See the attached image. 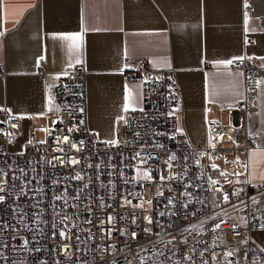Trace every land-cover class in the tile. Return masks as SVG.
<instances>
[{
    "label": "built area",
    "instance_id": "1",
    "mask_svg": "<svg viewBox=\"0 0 264 264\" xmlns=\"http://www.w3.org/2000/svg\"><path fill=\"white\" fill-rule=\"evenodd\" d=\"M240 8L242 16H248L249 0H240ZM263 24L259 18L258 25ZM244 43H252V38ZM242 57L229 64L242 72L241 96L218 107L223 122L207 120L206 140L200 146L175 130L170 109L178 104L179 92L174 70L168 67L146 68L141 62L125 73L139 81L140 106L115 118L109 140L97 138L85 124L81 63L58 71L50 89L54 121L43 126L40 141L28 132L18 148H11L17 142L20 117L1 106L0 180L7 183L0 193L5 196L0 202V264H264V252L249 237V231L264 229V183L227 182L237 174L227 173L223 165L235 168L240 160L229 156L220 161L221 153L264 148V129L247 127L264 66L256 65L250 55ZM110 140L118 144L104 143ZM73 159L79 163L73 165ZM138 168L151 179L137 178ZM77 173L84 179H73ZM38 186L42 195L29 191ZM21 188L26 195L18 194ZM65 188L67 206L53 200ZM36 200L41 201L39 208L33 207ZM41 209L46 223L32 215ZM65 215L72 219L59 223Z\"/></svg>",
    "mask_w": 264,
    "mask_h": 264
},
{
    "label": "crops",
    "instance_id": "2",
    "mask_svg": "<svg viewBox=\"0 0 264 264\" xmlns=\"http://www.w3.org/2000/svg\"><path fill=\"white\" fill-rule=\"evenodd\" d=\"M249 5L242 16L240 0H0V107L20 117L17 148L28 132L42 137L53 123L51 86L63 65L77 61L85 70V124L97 138L111 139L126 86L128 110L140 106L139 81L125 73L142 62L174 70L175 130L203 145L207 120L223 122L218 107L242 93L241 70L218 62L250 55L264 66V0ZM76 34L82 39L62 38ZM258 82L249 131L264 129V75ZM232 154L240 160L232 168L237 180L264 183V148ZM249 237L264 252V229Z\"/></svg>",
    "mask_w": 264,
    "mask_h": 264
},
{
    "label": "snow or ice",
    "instance_id": "3",
    "mask_svg": "<svg viewBox=\"0 0 264 264\" xmlns=\"http://www.w3.org/2000/svg\"><path fill=\"white\" fill-rule=\"evenodd\" d=\"M63 39H70V40H80V39H82V37H80L79 36V34H76V35H73V36H67V37H62ZM71 47V46H70ZM238 59H243V57H241V58H238ZM77 63H79V61H77ZM218 63H226V64H231V63H233V61H231V60H229V61H221V62H218ZM259 83V82H258ZM125 97H124V100H125V104H124V110L125 111H127L128 110V108H129V94H128V92H127V86H126V89H125ZM136 109H133V111H135ZM119 119H123V117H120ZM82 123V122H81ZM69 131H71V129L69 130ZM64 140H65V142H68V138L65 136L64 137ZM81 143H83V142H81ZM104 143L105 144H108V145H110V146H116L117 144H118V141L117 140H110V141H104ZM211 146V145H210ZM72 147H76V145L75 144H73L72 145ZM59 151H64V149L63 148H61V149H58ZM77 151L79 152L80 151V149L79 148H77ZM140 156V153H137V157H139ZM54 159H59V158H54ZM170 159H175V157H171ZM60 163H64V161L63 160H60L59 161ZM145 163H146V161H144ZM48 163H52V161H49ZM71 163L73 164V165H75V164H78L79 163V161L78 160H76V159H73L72 161H71ZM53 166H55V165H53ZM89 167H93V165H89ZM94 167H96L97 169L100 167V165H95ZM216 167V165H213V168H215ZM21 172H22V176H24V177H26V173H23V170H21ZM0 173H2V170H0ZM221 175H224V173H221ZM22 177L21 176H13L12 177V179L13 180H20ZM98 178V177H97ZM137 178H139V177H137ZM144 178L145 179H151V176L149 175V173H147V172H145L144 173ZM73 179H75V180H83L84 179V177L80 174V173H77L76 174V176L75 177H73ZM7 183V181H5V180H0V193H3V192H5L6 191V189H5V187H4V184H6ZM25 183H27V184H31V181L30 180H25ZM53 184H57V183H59L58 181H53L52 182ZM84 187L86 188L87 187V185L85 184L84 185ZM29 191H34V193L35 194H37V195H42L43 194V188L42 187H37L35 190H33V189H29ZM80 191L82 192L83 191V189H80ZM19 195H26V193H24V191H23V188H21L20 189V191H19V193H18ZM66 194H67V189L65 188V190H64V192L63 193H61V194H59V195H54L53 196V200H55V201H60V200H63L64 201V205L63 206H67V197H66ZM161 195H162V193H161ZM80 197H79V195H77L76 197H75V199H79ZM33 199H35V195L33 196ZM225 199H227V196L225 197ZM5 200V196L4 195H0V202H3ZM128 203H131V201H127ZM149 203H151V201H149ZM40 204H41V201H39V200H36V202H35V204L33 205V207L34 208H39L40 207ZM54 209H55V207H56V205L55 204H53V205H51ZM63 206L61 207V210H62V208H63ZM142 205H134V207H141ZM42 212H43V209H41V211H39V212H34L32 215L35 217V220L38 222V223H46V221H42L41 220V215H42ZM56 215L57 216H59V213H56ZM161 215H163V213H161ZM72 219V217H70V216H67V215H65V216H63V217H60V219H59V223H65L67 220H71ZM145 219H149L148 217H145ZM108 222L109 223H112L113 222V220H112V218L111 217H109L108 218ZM133 222H135L134 220H133ZM89 223H91V221H89ZM149 223H152V221L151 220H149ZM66 226V225H65ZM25 227H27V225H25ZM52 227L55 229L56 227H57V224L54 222L53 224H52ZM217 227H218V225H217ZM145 231L147 232V231H150V229H145ZM59 235H60V237L61 238H65V231L64 230H60V232H59ZM133 236L135 235V233H133L132 234ZM14 239H15V237H13ZM27 244H28V241L27 240H25V243H24V247H26L27 246ZM66 248H67V245H66ZM68 255H71V253H68ZM226 255H231V253H227Z\"/></svg>",
    "mask_w": 264,
    "mask_h": 264
},
{
    "label": "rangeland",
    "instance_id": "4",
    "mask_svg": "<svg viewBox=\"0 0 264 264\" xmlns=\"http://www.w3.org/2000/svg\"><path fill=\"white\" fill-rule=\"evenodd\" d=\"M42 137H41V133L39 132V131H36L35 133H34V137H33V140H35V141H40V139H41ZM17 143H18V141L16 142V144L14 143L12 146H11V148H17ZM231 155H233L232 153H230V152H227V153H221L220 154V161L221 160H225V159H227L229 156H231ZM223 168L225 169V171L227 172V173H233L234 171H233V169L232 168H229V166H227V165H223ZM239 169H237L236 171H238ZM144 171H142L141 169H137L136 170V172H135V174H136V176L137 177H144ZM236 173V172H235ZM237 174V173H236ZM238 179V177L237 176H233V177H228V178H226V181L227 182H235L236 180ZM153 190L154 191H157V188H156V186L154 185L153 186ZM145 194L147 195L148 194V188H147V186L145 187Z\"/></svg>",
    "mask_w": 264,
    "mask_h": 264
}]
</instances>
